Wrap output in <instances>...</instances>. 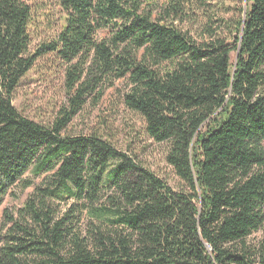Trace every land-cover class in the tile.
I'll return each instance as SVG.
<instances>
[{
  "label": "trees",
  "instance_id": "16d2710c",
  "mask_svg": "<svg viewBox=\"0 0 264 264\" xmlns=\"http://www.w3.org/2000/svg\"><path fill=\"white\" fill-rule=\"evenodd\" d=\"M186 1L153 18L143 0H58L61 29L30 51V6L0 0V206L42 177L3 210L0 264H264V0L194 34L174 24ZM47 53L69 97L42 125L11 96ZM121 79L177 188L97 130L63 134Z\"/></svg>",
  "mask_w": 264,
  "mask_h": 264
},
{
  "label": "rangeland",
  "instance_id": "374dc122",
  "mask_svg": "<svg viewBox=\"0 0 264 264\" xmlns=\"http://www.w3.org/2000/svg\"><path fill=\"white\" fill-rule=\"evenodd\" d=\"M31 8L30 51L55 38L64 23L65 14L58 0H23ZM169 0H143V7L157 18ZM187 15L182 21H174L181 29L194 34L203 23L211 18L220 26L221 17L229 18L238 8L246 7V0H189ZM188 5V6H187ZM109 28L99 29L96 38H106ZM231 60L234 53L230 54ZM65 66L52 54L47 53L36 58L34 64L20 79L12 93L11 103L22 115L47 125L65 108L69 93L65 85ZM127 90L125 80H116L105 89L97 103L92 96L88 97L83 109H80L70 120L63 134H87L94 130L101 132L119 150L133 157L139 164L148 168L173 188L181 185L172 168L166 163V143L155 142L148 136L142 118L129 110L123 103ZM42 177L35 178L33 185L22 192L7 194L0 206V229L5 220L3 210L15 211L22 206L27 195L38 185ZM71 201V200H70ZM69 201V202H70ZM65 204L60 203V207Z\"/></svg>",
  "mask_w": 264,
  "mask_h": 264
}]
</instances>
